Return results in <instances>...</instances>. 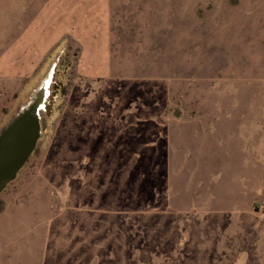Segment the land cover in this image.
Instances as JSON below:
<instances>
[{
    "label": "rangeland",
    "instance_id": "1",
    "mask_svg": "<svg viewBox=\"0 0 264 264\" xmlns=\"http://www.w3.org/2000/svg\"><path fill=\"white\" fill-rule=\"evenodd\" d=\"M46 79L0 264H264V0H0V130Z\"/></svg>",
    "mask_w": 264,
    "mask_h": 264
},
{
    "label": "water",
    "instance_id": "2",
    "mask_svg": "<svg viewBox=\"0 0 264 264\" xmlns=\"http://www.w3.org/2000/svg\"><path fill=\"white\" fill-rule=\"evenodd\" d=\"M44 98L38 89L0 130V192L15 178L41 136L39 110Z\"/></svg>",
    "mask_w": 264,
    "mask_h": 264
},
{
    "label": "bare ground",
    "instance_id": "3",
    "mask_svg": "<svg viewBox=\"0 0 264 264\" xmlns=\"http://www.w3.org/2000/svg\"><path fill=\"white\" fill-rule=\"evenodd\" d=\"M48 83H49V79H46L44 84L40 87V91L43 93V96L46 98V92H47V86H48ZM44 98V99H45ZM45 102V101H44ZM44 102L42 104V107H44ZM41 107V108H42ZM40 111V110H39Z\"/></svg>",
    "mask_w": 264,
    "mask_h": 264
}]
</instances>
